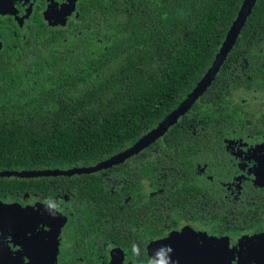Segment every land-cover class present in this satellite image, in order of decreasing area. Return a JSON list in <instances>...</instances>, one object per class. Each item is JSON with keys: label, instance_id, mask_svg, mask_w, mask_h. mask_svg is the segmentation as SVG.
<instances>
[{"label": "flooded vegetation", "instance_id": "flooded-vegetation-1", "mask_svg": "<svg viewBox=\"0 0 264 264\" xmlns=\"http://www.w3.org/2000/svg\"><path fill=\"white\" fill-rule=\"evenodd\" d=\"M132 3L0 0V70L23 73L34 62L25 55L50 62L76 45L80 56L103 54ZM249 85L205 104L187 145L176 138L96 172L24 177L56 182L0 183V264H264V88Z\"/></svg>", "mask_w": 264, "mask_h": 264}, {"label": "trees", "instance_id": "trees-1", "mask_svg": "<svg viewBox=\"0 0 264 264\" xmlns=\"http://www.w3.org/2000/svg\"><path fill=\"white\" fill-rule=\"evenodd\" d=\"M242 2L133 0L125 9L126 23L117 26L103 54L80 56L76 45L50 62L41 53L25 55L23 64L34 62L23 73L0 70V170L99 163L135 144L202 79ZM249 84L264 88V0L257 1L202 100L153 143L173 146L178 138L187 145L194 130L190 122L201 119L205 104ZM153 171L145 167V175ZM60 178H0V183L15 179L26 186Z\"/></svg>", "mask_w": 264, "mask_h": 264}, {"label": "water", "instance_id": "water-1", "mask_svg": "<svg viewBox=\"0 0 264 264\" xmlns=\"http://www.w3.org/2000/svg\"><path fill=\"white\" fill-rule=\"evenodd\" d=\"M258 0H243L238 14L231 24V27L217 52L212 65L208 68L205 75L181 102V104L173 110L157 127L139 139L135 144L126 150L101 161L100 163L87 167H77L71 169H43V170H0V177H39V176H56V175H73L75 173H91L102 169H107L113 164L123 162L132 155L138 153L158 138L163 136L168 129L174 125L178 119L184 115L193 104L204 94L211 85L221 66L224 64L227 56L233 49L244 25L251 15L254 6Z\"/></svg>", "mask_w": 264, "mask_h": 264}, {"label": "rangeland", "instance_id": "rangeland-1", "mask_svg": "<svg viewBox=\"0 0 264 264\" xmlns=\"http://www.w3.org/2000/svg\"><path fill=\"white\" fill-rule=\"evenodd\" d=\"M253 101L256 102L257 99H254ZM67 231H68V234H69V227H67Z\"/></svg>", "mask_w": 264, "mask_h": 264}]
</instances>
